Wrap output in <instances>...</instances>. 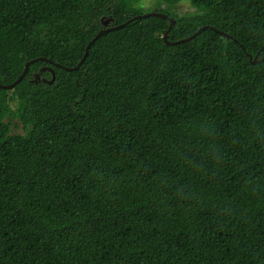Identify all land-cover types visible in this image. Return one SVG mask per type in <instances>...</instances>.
<instances>
[{
	"label": "trees",
	"instance_id": "trees-1",
	"mask_svg": "<svg viewBox=\"0 0 264 264\" xmlns=\"http://www.w3.org/2000/svg\"><path fill=\"white\" fill-rule=\"evenodd\" d=\"M143 1L0 0V264H264V0Z\"/></svg>",
	"mask_w": 264,
	"mask_h": 264
},
{
	"label": "water",
	"instance_id": "water-1",
	"mask_svg": "<svg viewBox=\"0 0 264 264\" xmlns=\"http://www.w3.org/2000/svg\"><path fill=\"white\" fill-rule=\"evenodd\" d=\"M148 15H155V16H159L161 18H165V19H168L169 20V25H168V28L167 30L165 31L164 35H163V40L166 42V44L170 45V44H174L176 43L175 41H169L168 40V35H169V32L172 28V26L174 25L175 23V20L166 15V14H163L162 12L158 11L157 8H154L151 12H147V13H143L141 15H136V16H133L131 19H128L126 20L125 22L123 23H120V24H116V25H109L110 23V20H104L103 21V25H104V28L100 29L94 36L93 38L88 42V44L86 45V48H85V51H84V54L82 56V58L79 60V62L76 64V66H73V67H67V66H63L57 62H53L49 59H46L45 57H42L43 60H46L48 61L49 63L57 66V67H62L64 68L65 70H77L81 64L83 63V61L85 60V57L88 53V49H89V46L91 45V43L93 41H95L100 35H102L103 33L105 32H108V31H111V30H114V29H118V28H121L123 27L124 25H126L127 23H129L132 19H137V18H140V17H146ZM207 26H202L200 28H198L193 34L179 40V41H186V40H189L191 39L192 37H194L195 35L199 34L203 29H205ZM211 29H214L213 27H211ZM217 32H219L220 34L226 36L227 38H230V39H233L234 41H236V39H234L231 35L229 34H226L225 32H222L220 30H217ZM248 57L250 58L251 62L254 63L257 61V54L254 56V58L252 59L251 55L250 54H247ZM34 61V60H30V61H27L24 65V68H23V71L20 73V75L11 83H8V84H1L0 83V87L1 88H4V89H11L13 88L16 84H18L22 79L23 77L28 73V70H29V65L30 63ZM49 71L51 73V78L48 80L46 79L45 77H42L41 76V72L42 71ZM55 78V75H54V71H53V68L50 67V66H44L42 67L38 72L34 73L33 74V77L30 79L31 82H34V83H38L39 81H43V82H47V83H52L53 80Z\"/></svg>",
	"mask_w": 264,
	"mask_h": 264
},
{
	"label": "rangeland",
	"instance_id": "rangeland-1",
	"mask_svg": "<svg viewBox=\"0 0 264 264\" xmlns=\"http://www.w3.org/2000/svg\"><path fill=\"white\" fill-rule=\"evenodd\" d=\"M153 3L154 0H144L143 1L144 8L148 9V6L152 5ZM154 8L156 7H153L152 9ZM172 9L176 11L178 14L194 11V9L187 2H180L179 4L175 5ZM10 123L13 132H18V133L23 132V126L17 119L10 120Z\"/></svg>",
	"mask_w": 264,
	"mask_h": 264
}]
</instances>
